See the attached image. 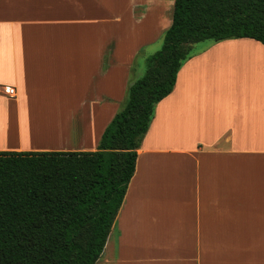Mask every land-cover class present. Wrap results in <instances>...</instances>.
Listing matches in <instances>:
<instances>
[{
  "label": "crops",
  "instance_id": "crops-1",
  "mask_svg": "<svg viewBox=\"0 0 264 264\" xmlns=\"http://www.w3.org/2000/svg\"><path fill=\"white\" fill-rule=\"evenodd\" d=\"M173 9L0 0V115L29 131L0 152H95ZM137 155L97 264H264V45L230 39L191 54Z\"/></svg>",
  "mask_w": 264,
  "mask_h": 264
},
{
  "label": "trees",
  "instance_id": "trees-1",
  "mask_svg": "<svg viewBox=\"0 0 264 264\" xmlns=\"http://www.w3.org/2000/svg\"><path fill=\"white\" fill-rule=\"evenodd\" d=\"M241 38L264 45V0H174L162 49L95 152H0V264H97L156 105L194 45Z\"/></svg>",
  "mask_w": 264,
  "mask_h": 264
},
{
  "label": "rangeland",
  "instance_id": "rangeland-1",
  "mask_svg": "<svg viewBox=\"0 0 264 264\" xmlns=\"http://www.w3.org/2000/svg\"><path fill=\"white\" fill-rule=\"evenodd\" d=\"M165 32L160 36V39L155 44H153L149 48H144L143 52L147 53V55H146V57L140 56V58H139L138 67L136 68V73L138 75V77H137L138 79L142 78L144 76L146 70H147V57L153 55L154 53H156L162 49ZM209 43H216V42L208 40V41L196 44V45H194L191 54L197 53L198 51L203 49L205 46H207ZM40 112H45V111H36V115L40 114ZM48 112L50 114H54L55 116H57L56 113L53 111H48Z\"/></svg>",
  "mask_w": 264,
  "mask_h": 264
},
{
  "label": "bare ground",
  "instance_id": "bare-ground-1",
  "mask_svg": "<svg viewBox=\"0 0 264 264\" xmlns=\"http://www.w3.org/2000/svg\"><path fill=\"white\" fill-rule=\"evenodd\" d=\"M8 117L9 116L0 115V140H5V141L9 142V140L15 139L19 130L17 131V127L15 125V122H8V121H11V120H8L9 119ZM11 123H12V125H11ZM19 132H24L27 135H29L28 130H22Z\"/></svg>",
  "mask_w": 264,
  "mask_h": 264
},
{
  "label": "built area",
  "instance_id": "built-area-1",
  "mask_svg": "<svg viewBox=\"0 0 264 264\" xmlns=\"http://www.w3.org/2000/svg\"><path fill=\"white\" fill-rule=\"evenodd\" d=\"M4 91L8 96L14 97L16 95V90L12 87H7L4 89Z\"/></svg>",
  "mask_w": 264,
  "mask_h": 264
}]
</instances>
